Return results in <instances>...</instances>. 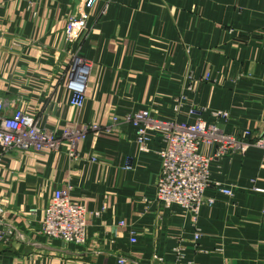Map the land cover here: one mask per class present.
Returning <instances> with one entry per match:
<instances>
[{
  "label": "crops",
  "instance_id": "1",
  "mask_svg": "<svg viewBox=\"0 0 264 264\" xmlns=\"http://www.w3.org/2000/svg\"><path fill=\"white\" fill-rule=\"evenodd\" d=\"M85 2L0 0V96L8 113L19 109L61 134L142 109L194 123L189 112L201 108L202 120L228 135L264 132V0H98L88 29L68 43L67 20ZM77 52L93 66L82 110L67 89ZM149 137L143 152L136 129L124 125L91 133L77 160L67 146L5 155L0 204L14 234L0 240V264H264V151L212 163V182L233 196L207 190L216 202L201 209L195 241L192 216L157 201L165 144L158 133ZM200 152L212 156L215 148ZM66 186L88 212L84 246L40 233L55 191Z\"/></svg>",
  "mask_w": 264,
  "mask_h": 264
},
{
  "label": "built area",
  "instance_id": "2",
  "mask_svg": "<svg viewBox=\"0 0 264 264\" xmlns=\"http://www.w3.org/2000/svg\"><path fill=\"white\" fill-rule=\"evenodd\" d=\"M98 0H86L83 6L67 20L65 37L68 43H73L77 36L88 29V10L94 8ZM93 66L79 52L73 54L68 72L67 89L71 92L70 104L77 110H82L87 100ZM180 110V109H179ZM203 110L193 108L190 116L194 123L156 118L149 110L142 109L120 118L112 115L108 125L83 124L75 125L57 134L42 128L35 117L25 114L19 109L8 113L5 99L0 96V165L5 155L13 151L41 152L60 151L68 148V156L77 160L78 147L91 133H114L122 126L128 125L136 129V140L143 152H149L150 133L161 135L165 144L160 152L162 158L161 171L156 183L157 201L166 208L174 206L186 210L193 218L197 233L195 241H199L201 233L198 229V219L201 209L213 206L214 198H207L210 187H216L220 193L233 196V191L223 187V184L211 180V165L215 160L235 154L244 155L250 149L264 151V132L257 138L249 131L241 136L226 134L217 124L207 125L201 118ZM228 114L219 112L215 117L226 118ZM202 146L215 148L212 156L200 152ZM72 186L55 191L53 198L44 211L40 233L50 240H60L66 244L84 246L87 243L88 212L83 206L71 202ZM105 211L102 208L94 213L100 217ZM9 210L0 204V240L8 242L14 232L8 222ZM31 217L38 215V209L29 212ZM133 243L136 239L132 240ZM159 263L162 258L155 257ZM118 264H129L127 258H120Z\"/></svg>",
  "mask_w": 264,
  "mask_h": 264
}]
</instances>
